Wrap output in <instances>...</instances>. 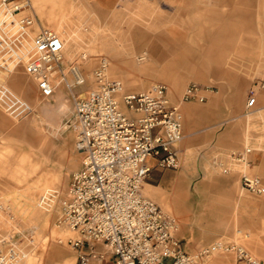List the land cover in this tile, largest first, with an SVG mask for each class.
<instances>
[{"label":"rangeland","instance_id":"374dc122","mask_svg":"<svg viewBox=\"0 0 264 264\" xmlns=\"http://www.w3.org/2000/svg\"><path fill=\"white\" fill-rule=\"evenodd\" d=\"M40 1L37 6L35 0H31L40 24L60 34V28L68 32L70 40L65 39L66 68L82 52L89 54L87 60L80 61L87 84L70 91L61 82L60 90L52 98L44 99L36 80L24 66L21 67V76L25 75L23 71L28 75L24 79L32 85L31 94L14 85L12 77L16 70L12 67L11 73L0 70V206H10L9 210L0 208V237L6 234L17 243L21 252L18 253L19 264H77V250L69 243L77 233L59 223L56 207L51 211L41 210L38 197L49 189H58L63 196L72 173L82 164L83 155L76 148V132L70 126V120L75 96L83 97L92 88V72L102 58L109 61V77L121 80L127 91L142 92L156 83L167 84L172 103L178 105L182 112L184 137L179 143L180 166L177 169L155 167L149 177L159 171L152 183L166 195L174 192L173 181L176 179L185 184L191 212L183 209L179 216L169 213L177 218L180 225L177 234L188 249L195 253L205 244L222 237L244 244L264 260V218L243 212L238 218L233 217V203L240 198L254 202L264 199V194L258 196L242 189L237 172L258 174L263 180L264 176L251 170L249 163L231 162L228 166L233 174H224L214 163L222 147L218 134L223 129L221 115L224 110L217 102L209 105V102L182 101L184 91L191 83L214 87V91H220L214 96H225L219 84L226 80L225 63L229 62L219 58L226 45L219 33L226 23L222 15L236 10L231 13L232 17L237 16L242 25L251 23L252 30L255 26L257 35L263 40L261 49L264 51V0ZM42 14L51 21L58 20L63 26H54ZM136 27L143 31L139 48L131 54L137 68L129 69L124 51L129 50L133 42L130 32ZM145 52L146 58L140 60ZM260 66L264 68V61ZM173 82L179 83V89L172 86ZM249 86L247 84L245 89V100ZM59 91L68 100L65 105L57 103ZM242 94L236 91L229 93L231 106L241 100ZM185 106L191 108V122ZM254 118L251 114L245 116L248 121L245 124L246 135L241 146L230 152L242 150L245 146L258 148L251 144L252 132L262 131L264 127L252 124ZM191 131L194 134H190ZM209 131L213 135H207ZM38 135H43L42 143L36 140ZM31 155L37 162V170L29 180L44 178L40 188H33L35 195H31L35 210L25 216L15 206L14 191L24 184V181L18 183L15 167L21 158ZM234 174L237 175L235 179ZM150 178L146 182L150 183ZM146 185L144 183L143 191ZM145 195L165 209L160 202L162 193H156V198ZM213 207L214 225L210 228L206 219H199L202 218L199 213ZM186 229L194 231L192 238L186 235ZM213 261L239 264L233 253L214 254L201 264Z\"/></svg>","mask_w":264,"mask_h":264},{"label":"built area","instance_id":"2783aa9c","mask_svg":"<svg viewBox=\"0 0 264 264\" xmlns=\"http://www.w3.org/2000/svg\"><path fill=\"white\" fill-rule=\"evenodd\" d=\"M0 10L1 14L5 10L0 18V70L24 66L44 99L52 98L61 82L70 91L87 84L80 61L89 54L82 52L66 68L63 37L40 24L29 11L30 0H0ZM145 58L146 54L140 60ZM100 60L92 72V88L83 97L75 96L70 120L82 164L72 173L63 196L58 189H49L38 197L41 210L56 207L59 223L77 233L69 240L77 250V264H201L219 253H233L239 264H264L244 245L222 238L196 253L187 251L177 236V218L143 193L154 167L180 166L182 112L172 103L167 84L127 91L121 80L109 77L107 58ZM259 86L264 88V77ZM209 90L213 88L191 83L182 101L203 103ZM256 104L257 94L251 89L247 110ZM249 151L235 150L228 158L231 163H249ZM214 163L225 174L232 171L221 157ZM241 187L264 193L262 178L248 173H242ZM8 206L0 208L9 210ZM19 252L12 237H0V264H19Z\"/></svg>","mask_w":264,"mask_h":264},{"label":"crops","instance_id":"0c3cea01","mask_svg":"<svg viewBox=\"0 0 264 264\" xmlns=\"http://www.w3.org/2000/svg\"><path fill=\"white\" fill-rule=\"evenodd\" d=\"M41 2L42 1L40 0H35V4L37 6L41 4ZM30 7L32 10L29 11L34 13L33 4L31 3V0H30ZM3 11H4L3 13H5V10ZM235 12L236 10L231 11V13H235ZM231 13L225 16L222 15V18L225 19L224 21L226 23L224 29L219 32L222 34L221 37L223 38L224 43L226 44L224 45V48L221 52L223 55L220 56L219 58L225 60L226 62L229 61L228 63H225L226 65L225 74L227 75V77L225 78L226 80L224 84L223 82L219 83L220 89L225 92V96L223 97H221L220 95L214 96L213 95L214 93L217 92L220 93V91H214V89L213 91L209 90L206 93L208 96V100L203 102V103L209 102V105H213L217 102L219 108L221 107L224 110L222 113L223 115H221L223 116L224 119L222 123L223 129L218 134L219 141L222 147H220L219 149L220 155L217 157L223 158L226 164L230 162L228 158V153H230L231 149L239 148V146H241L242 144L243 137L246 135L245 124L248 121L245 120V116L250 114L255 116L254 120L252 121V124L260 126L261 128L264 127V88H261L259 86L260 78L264 77V68L260 66L264 61V51L261 49L263 40L261 37L257 35L256 32L257 30L255 26L254 29L252 30V27H250L251 23L247 24V22H244L245 25H242V21L239 20L237 16L232 17L233 14L231 15ZM0 18H1V13H0ZM142 32H143L142 29H140L139 27L132 29L130 32L133 42L129 50L124 51V54L126 56L125 60L126 62H128L127 64L130 67L129 69L137 68L135 63L133 62L132 55L137 51V49L140 46V39L142 37ZM123 58L124 57H122V59ZM21 67L22 65L12 66V68L16 70V72L13 74L12 80L14 82V85L17 86L19 89H22L26 94L27 93L31 94L33 91L32 85L28 81H26V79H24L25 75H27L25 71H23L25 74L24 77L21 76L22 73ZM171 84L172 86H174V88L179 89V83L173 82ZM247 84L248 85L250 84V86L247 90V99L245 100V98L243 99V97ZM202 86L209 87L208 85H202ZM210 88H214V87H210ZM251 89L256 91L257 104L252 111H248L246 108V103ZM232 91L243 93L241 95V100L239 101L237 100L234 106H231L232 103H230V96H229V93ZM57 96H59L57 99V103L59 106L68 103V100L64 98L62 91H59ZM184 109L185 112L187 113V117L189 121L191 122V118H192L191 108L185 106ZM190 134H194V132L191 131ZM207 135H213L212 131H209ZM36 140H39V142L42 143L43 135H38ZM251 144L253 146L255 145L258 148H254L252 146L251 147L245 146L242 150H237V151H243L247 148H250L251 151L247 153L249 166L251 167V170L256 171L264 176V130L259 132L258 131L252 132ZM36 170H37V162H35V158L32 157V155L28 156L27 158L25 157L21 158V161H19L15 167V173L17 174L16 177H18L17 178L18 183L24 181V184L19 185V187L16 188V190L14 191L15 206L19 208L25 216H29V214L33 213V211L35 210V206H36L35 201L31 199V195H35V190H33V188H37V187L40 188V186L43 183L42 179L44 177H38V179L34 180L33 182L29 180V178L32 177L33 174L36 172ZM231 174H233V171L228 173V175ZM237 174L240 175V184H241L242 173L237 172ZM158 175H159V171L153 172L152 177L151 178L149 177L151 182L150 183L145 182L147 184L144 190L145 194L151 195L156 198L157 197L156 193L158 192L162 193L163 196L161 197L160 202L161 204H163L167 212H171L179 216V214H181L182 210L184 209V211L187 210V212L189 213L190 209L189 206L187 205V201L189 199V193L182 180L176 179L175 181H173L174 192L172 193V195H166L163 191L159 189L157 185L152 183L155 180V178L158 177ZM254 176L261 177L264 184V180L262 176L258 174ZM235 177H237L236 174L233 175V179H235ZM263 194L264 193L258 196H261ZM8 208L10 209V206H8ZM242 212L244 214L249 213L250 216L255 214L256 217L258 218H264V199L258 202L257 201L254 202L248 199L240 198L238 201L233 203V213H234L233 217L238 218ZM207 213L209 215H207ZM214 213H215V207L210 208L209 210H204L203 212L199 213L200 216L202 217V218L199 217V219L201 220L206 219L207 225L210 228H212L214 225V221H213ZM188 215L190 216L191 214ZM186 233H187L186 235L191 238L192 236H194V231L190 229L189 230L186 229ZM211 236H213V234ZM178 238L181 239L183 242L182 238H180L179 236ZM215 240H213L212 242H214ZM226 240L237 242L231 239H226ZM212 242L205 244L203 247L211 244ZM184 245L188 252L194 253L188 249L185 243ZM245 247L248 249L247 246ZM200 249L196 250V252L199 251ZM248 250L254 256H256L250 249ZM257 258L260 259L259 257ZM204 262L205 259L203 260V263ZM211 264H224V262L213 261L211 262Z\"/></svg>","mask_w":264,"mask_h":264},{"label":"bare ground","instance_id":"6f19581e","mask_svg":"<svg viewBox=\"0 0 264 264\" xmlns=\"http://www.w3.org/2000/svg\"><path fill=\"white\" fill-rule=\"evenodd\" d=\"M32 6V5H31ZM43 18H45L46 19V17L44 16V14H42L41 15ZM46 20H50V22H52L51 24H53L54 26H58V28L59 27H61V26H63V25H61L62 23H59V21L58 20H56V21H51V19L49 18H47ZM54 30V29H53ZM62 34H61V36L63 37V39H64V41H65V47H66V45H67V42H66V40L67 41H69L70 39H69V37H68V32L64 29V28H60V29H58ZM56 31V30H55ZM57 32V31H56ZM66 39V40H65ZM146 54V53H145ZM147 55V54H146ZM141 57V56H140ZM9 73H11L10 72V70H9ZM60 84V83H59ZM60 88V87H59ZM144 193V192H143ZM66 235V234H65ZM61 239V238H60ZM18 261H19V256H18Z\"/></svg>","mask_w":264,"mask_h":264}]
</instances>
